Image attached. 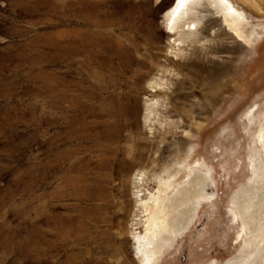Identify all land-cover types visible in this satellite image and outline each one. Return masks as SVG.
Returning <instances> with one entry per match:
<instances>
[{
	"label": "rangeland",
	"instance_id": "374dc122",
	"mask_svg": "<svg viewBox=\"0 0 264 264\" xmlns=\"http://www.w3.org/2000/svg\"><path fill=\"white\" fill-rule=\"evenodd\" d=\"M227 1L236 34L216 0L174 34L173 0H0V264H140L131 179L156 164L180 167L168 191L195 164L208 176L196 210L163 223L176 239L159 264H235L255 249L230 201L251 156L264 163V0Z\"/></svg>",
	"mask_w": 264,
	"mask_h": 264
},
{
	"label": "bare ground",
	"instance_id": "6f19581e",
	"mask_svg": "<svg viewBox=\"0 0 264 264\" xmlns=\"http://www.w3.org/2000/svg\"><path fill=\"white\" fill-rule=\"evenodd\" d=\"M216 1L219 7L227 12L228 20L225 22V24H223V27L225 26L228 28L227 31H229V34L238 33L239 23L236 18L237 13L234 7L227 0ZM207 2H211V0H186L185 6L178 3L176 4L175 2L176 5L173 4L175 6L168 10L169 21H174V24L171 27V34H174V31L177 29L176 25L178 19H181L180 17H183L185 15L187 17L188 11L195 7H199L195 9L197 13L200 12L203 4ZM197 4L199 5L195 6ZM181 6H183V11L181 12L182 14L174 19L173 17H176ZM196 17V20L194 19V21H192V24L187 28V33H189L190 31H194L195 34L197 33L196 27H198V25L201 23V18L200 15H197ZM215 23H210L208 21L204 22L202 34L204 33L205 35L209 36L210 30L212 28H215ZM217 26H219L220 29L222 27V25L218 23ZM221 42L222 41L219 38V43ZM229 54L232 53L230 52ZM217 75L218 73L216 72L214 76ZM156 86V84L155 86L150 85V91L156 92ZM150 107L152 108L151 105ZM257 137L258 141L256 144H258L259 149L261 150V157H263L262 161L264 162L263 129H260V131H258ZM183 148L184 147L182 146L178 147V152L181 153L183 151ZM259 154L260 153L256 152V155L251 156L252 178H249V182L247 181V184L244 185V187L239 188L233 194L230 201V204H234V207H236L237 211L241 214V216H243L246 221L245 224L249 226V229L251 228V232H254L256 234L257 239L255 249L250 250L251 244L244 245L245 248L243 249V252L245 250V255H243L241 259L238 260L235 264H254L257 262L259 256L261 255V252L264 251V226L259 227L261 220L264 219V207L262 206L263 204L260 203L261 201H255L259 192H261V194H264V186H258V183L262 181H260L262 175L261 167H264V163L261 164L256 160V156H258ZM136 156L137 162L134 165L144 166L143 155L141 153H138ZM148 166L150 165L147 163L146 167ZM199 167L200 166L198 164H195L193 167L188 168L185 171V177L189 176V178L183 180V182L186 183L182 186H179L174 191H168L167 185L169 181L174 176H177L180 172V167L176 165H171L170 168L160 167L159 164H156L155 166L152 165L151 173H147L146 175H144L143 173L137 172L132 177L131 180L133 186V198L135 200V210L131 224L133 231L131 232L130 237L140 264H159L163 256L165 255V250H167L171 242L176 239V235H169L165 237L161 234L162 232H164V227L162 225L166 220L176 223L180 215L189 214L192 211L196 210L199 204L196 203L199 202V199H202L201 193L203 192L204 187H206V182L208 180L207 174L199 170ZM155 189H157V193L154 191ZM146 196H148V199H146ZM232 217L233 222L238 223L239 220L237 216L234 214L232 215ZM242 226L244 229L241 228V231L238 235V241H241V238L245 232L246 226L244 224H242ZM185 228L186 227H182V231ZM260 235L263 236V240L260 239ZM159 240L162 242L161 244L159 243Z\"/></svg>",
	"mask_w": 264,
	"mask_h": 264
},
{
	"label": "snow or ice",
	"instance_id": "6c2138e0",
	"mask_svg": "<svg viewBox=\"0 0 264 264\" xmlns=\"http://www.w3.org/2000/svg\"><path fill=\"white\" fill-rule=\"evenodd\" d=\"M186 2V0H176V3L183 5Z\"/></svg>",
	"mask_w": 264,
	"mask_h": 264
},
{
	"label": "water",
	"instance_id": "95a60500",
	"mask_svg": "<svg viewBox=\"0 0 264 264\" xmlns=\"http://www.w3.org/2000/svg\"><path fill=\"white\" fill-rule=\"evenodd\" d=\"M176 0H173L172 4H175Z\"/></svg>",
	"mask_w": 264,
	"mask_h": 264
}]
</instances>
